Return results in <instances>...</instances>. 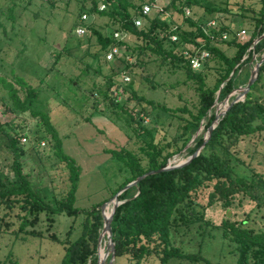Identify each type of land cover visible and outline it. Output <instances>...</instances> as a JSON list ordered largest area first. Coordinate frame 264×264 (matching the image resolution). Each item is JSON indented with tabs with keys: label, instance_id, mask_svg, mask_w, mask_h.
<instances>
[{
	"label": "trees",
	"instance_id": "obj_1",
	"mask_svg": "<svg viewBox=\"0 0 264 264\" xmlns=\"http://www.w3.org/2000/svg\"><path fill=\"white\" fill-rule=\"evenodd\" d=\"M146 1L148 0H77L76 4V17L79 18V23L86 27V37L92 36L98 45L93 56L101 55V63L111 59L106 58L105 53L114 45L124 47L123 55L118 58L124 62L123 67L126 69L136 64L144 70V62L149 59L148 53L154 54L163 62L167 61L182 69L185 80L193 82L197 96L193 109L185 105L168 107L137 94L131 81H121L119 86L126 92L125 99L133 100L132 107L127 108L124 102L120 103L108 94L109 88L113 89L118 85L111 79L112 70L105 76L107 86L104 90L97 89V92L107 98L116 109L127 114L134 124L131 126V134L136 143L133 149H105L122 162L123 169L127 172L112 190V194L136 175L163 166L173 154L183 153L185 157L192 153L201 143L202 133L213 118L212 105L215 95L217 100H221L232 88L244 84L249 74L248 62L252 55L264 52V35L252 43L264 30V0H253L252 5L236 3V0H232L233 4H230V0H224L223 5L201 0H167L163 10L169 15L168 21L160 18L157 12H149L144 15V21L136 25L134 18L142 15L141 4ZM2 2L3 0H0V4ZM11 2L15 3L14 0ZM100 3L104 4L103 8L98 7ZM12 4L7 5L5 10V18L10 21L11 27L14 20ZM193 5H201L208 16L214 11L241 16L248 14L251 24L248 37L239 41L227 25L215 21L209 29L215 37L210 38L211 34L209 36L201 29V24L209 18H199L204 21L201 22L197 17L184 14L183 7L190 9ZM0 13L2 14L1 7ZM81 13L91 16L88 23L80 20ZM96 16L103 17L104 21L96 23ZM105 27H110L108 33L104 31ZM0 29L7 40H12L13 36L5 32L1 22ZM113 31L122 33V36L131 34L137 42L129 46L125 39L114 37ZM221 32H229V38H222L219 42L232 47L230 54H227L218 42H212ZM171 33L176 34V40L169 38ZM7 40H1L0 52H6L10 43ZM191 45L205 47L209 51L202 68H191L188 55L182 53V48L191 53ZM18 51L22 52L23 48ZM58 54L59 51L55 53L46 72L53 69ZM124 54H131L136 58L129 62ZM146 54L147 60L138 58L139 55ZM108 67L110 69V66ZM98 68L100 69V66ZM261 71H264V57L257 66L255 77L244 97L230 102L195 156L181 166L147 174L117 195L118 203L113 209L109 224L114 247L113 257L124 254L130 264H223L211 261L202 254L200 245L204 237L203 229L216 226L204 219L200 211L202 206L217 200L222 207H228L232 204L234 196L241 194L253 201L256 210L263 208L261 217L264 218V166L252 158L257 155L264 161V96L252 94V89L260 81ZM139 74L152 85L146 74ZM209 75L212 80L207 82ZM43 82L42 75L37 84L33 85L11 67L2 68L0 72L2 110L12 113L27 111L37 117L42 133L37 135L36 129L34 138L47 136L46 139L52 144L56 156L64 161L67 169L68 185L64 194L54 197L51 202L45 200L44 196L31 186L27 175L22 171L19 160L22 142L16 137L14 123L6 121L5 126L0 123L2 141L12 155L9 163L12 178H3L0 175V204L4 207L0 216V228L8 229L12 220L7 218H16L15 235L21 230L24 231L27 224L37 221L39 213L43 212L48 221L52 222L53 213L64 212L70 216L77 212V208L72 204L78 166L61 150V139L50 121L47 110L36 106L41 102L38 96ZM232 98L233 96H230L229 100ZM137 107L146 115H149V110L158 107L166 115L164 118L171 116L172 122L167 119L164 127L161 125L164 118L157 122L155 116L143 122ZM169 126L172 131L168 130ZM199 126H202V131L200 129L196 132ZM155 132L157 134H154ZM240 142L245 143L246 157L242 156ZM201 187L208 188L206 202L202 205L192 197V193ZM102 201L84 210L79 234L71 241L63 240L58 264H97V236L102 226L99 204ZM246 220V216L239 220L223 217L217 225L220 236L225 237L231 245L228 251L235 253L234 261L226 264H264V221L261 226L254 228L246 224ZM180 225L184 226L186 232H189L191 226L200 229V241L194 251L184 247L181 236L186 235L185 233H181L180 238L176 235V227ZM49 236L54 238L52 233Z\"/></svg>",
	"mask_w": 264,
	"mask_h": 264
},
{
	"label": "rangeland",
	"instance_id": "obj_2",
	"mask_svg": "<svg viewBox=\"0 0 264 264\" xmlns=\"http://www.w3.org/2000/svg\"><path fill=\"white\" fill-rule=\"evenodd\" d=\"M201 1L224 4V0ZM236 1V3L242 2L245 5H252L254 2L253 0ZM14 2L12 4L11 0H3L2 6L0 4L2 10L0 22L5 32L13 36L12 40H7L0 29V44L1 40L10 42L9 46H6V52H0V72L2 68L11 67L33 85L37 84L39 77L44 76L38 96L41 102L36 106L47 110L50 121L61 139V150L78 166V179L72 204L77 208V212L70 216L64 212L53 213L51 214L52 222L48 221L43 212L39 213L37 221L27 224L24 231L21 230L16 235L14 232L17 227L16 218H7L12 220V223L6 230L0 228V264H58L62 254V242L63 240L71 241L79 234L84 210L99 201L108 200L112 196V190L127 174L122 162L105 149L117 150L122 147L133 149L136 145L134 136L131 134L133 132L131 126L134 124L128 119L127 114L116 109L107 98L97 92V89L106 88L105 76L109 75L112 70L111 79L118 85L116 88H109L108 94L118 102H124L127 108L132 107L133 100L125 99L126 92L122 91L119 86L122 84L123 74L128 75L129 78L125 81L133 83L137 94L168 107L185 105L193 109L197 96L193 82L185 80L182 69L172 66L167 61L163 62L154 54L148 53V60L145 59L147 54L139 55V59L143 57L147 60L144 62V70L136 64H132L128 69L123 67L124 62L118 58L124 53L122 46L118 47V52L113 58L101 63L103 62L101 55L93 56L98 49L94 38L86 37L88 35L86 29L83 35H77L75 32L77 27H80L79 18L76 17L77 0H14ZM234 2L230 0V4ZM10 4H12L14 14L12 27L10 21L5 18L6 7ZM254 7L256 8L257 5ZM189 10L188 14L193 18L197 17L199 21L201 18H209L214 19L216 23L227 25L239 41L245 40L251 30L248 14L241 16L214 11L208 16L201 5H193ZM164 17L168 18L166 15ZM89 18H91L90 15L84 21L88 23ZM94 21L102 23L104 19L96 16ZM104 29L108 33L110 27ZM228 33L226 32V39L229 38ZM122 38L129 46L137 42L131 34H124ZM219 40L216 37L212 42H218L227 54L232 53V47L226 46ZM21 47L23 51L20 53L18 49ZM58 51V58L53 69L46 72V68ZM134 55L124 54L129 62L135 60ZM261 55H264V52L253 54L248 62L250 69ZM99 66L100 69H97ZM140 72L151 79L152 85L141 78ZM206 80L210 82L212 76L209 75ZM252 94L264 96V71H261L260 81L252 89ZM216 105H220L219 111L224 107V102L217 100L212 105L213 110ZM149 112V115H146L138 108V115L143 117V122L149 121L151 116H155L154 119L159 122L166 116L158 107ZM167 119L172 122L171 116L166 117L161 123L162 126L166 127ZM6 121L14 123L13 129L16 131V137L22 142V153L19 160L22 171L27 175L31 186L49 202L54 197L63 195L68 185L67 169L64 161L56 156L52 144L46 139L47 136L34 138L33 133L36 129H38L37 135L42 133L39 119L27 111L6 112L2 110L0 104V123L5 126ZM200 128L202 131V126ZM168 130L172 131L171 126ZM2 137L0 134V175L3 178H12L9 165L12 155L3 143ZM240 148L242 156L246 157L245 143L240 142ZM252 158L264 166L261 157L253 155ZM207 190V187L197 188L192 193V197L202 205L206 202ZM107 204L110 208L111 204L109 202ZM3 209L4 207L0 204V216ZM262 209L256 210L253 201L241 194L235 195L232 204L228 207H222L217 200L203 205L200 209L202 216L216 226H207V229H203L204 237L202 244L200 243L202 254L211 261H219L223 264L233 262L235 253L228 251L231 245L225 237L220 236V229L217 225L223 217L239 220L246 216V224L254 228L261 226L264 221L261 217ZM195 224L197 223H191V225ZM176 228V235H179V238L181 233L186 234L181 236L184 247L194 251L200 241V229L191 226L189 232H186L184 226L180 225ZM31 231L34 233H30ZM50 233L54 238L49 236ZM103 247L106 251L107 245L104 241ZM109 257L110 254L107 253L104 257V264L107 263ZM113 258L110 264H130V260L124 254Z\"/></svg>",
	"mask_w": 264,
	"mask_h": 264
},
{
	"label": "water",
	"instance_id": "obj_3",
	"mask_svg": "<svg viewBox=\"0 0 264 264\" xmlns=\"http://www.w3.org/2000/svg\"><path fill=\"white\" fill-rule=\"evenodd\" d=\"M264 35V30L252 40V43L256 42L260 37H262ZM253 57V55H252ZM264 57V55H261V57L258 59L257 62L254 63L253 67L249 70V74L248 77L245 81L244 84L242 85H238L235 88H232L220 101L224 102V107L219 110L214 112L213 114V118L211 120V122L208 124V126L206 127V129L204 130V135H203V139L201 141V143L198 145V147L190 154H187L185 157H183L182 159L176 161V162H170L169 160L166 161V163L163 166L157 167L155 169H148L138 175H136L134 178H132L131 180L127 181L126 183H124L121 187H119L113 194L112 196L106 200L103 201L102 203H100L99 205V209H100V213H101V218H102V226L101 229L98 233L97 236V248H96V252H97V264H104V257L107 253L110 254V257L107 261L106 264H110L111 260L113 259L114 256V247H113V241L111 239V231H110V220H111V216H112V212L113 209L115 207V205L118 203L117 200V195L126 187H128L129 185L135 184L140 178H142L143 176L153 173V172H158L161 170H165V169H170V168H174V167H178L181 166L183 164H185L186 162H188L193 156H195L198 151L200 150V148L202 147V145L204 144L205 140L207 139L210 130L212 129V127L216 124L218 118L224 113V111L227 109L228 105L230 104V102L237 100V99H242L249 87V85L251 84V82L253 81L254 77H255V73H256V68L257 66L260 64L262 58ZM218 91V90H216ZM233 96L232 99L229 100V97ZM217 95H215L213 102L215 103L217 101ZM200 129V126L197 128L196 132ZM195 132V133H196ZM194 133V134H195ZM174 155V154H173ZM110 203V210L108 212V214L104 213V207L107 203ZM105 235V237L107 238V250L104 252L103 255H100L99 253V243H100V239L102 237V235Z\"/></svg>",
	"mask_w": 264,
	"mask_h": 264
},
{
	"label": "built area",
	"instance_id": "obj_4",
	"mask_svg": "<svg viewBox=\"0 0 264 264\" xmlns=\"http://www.w3.org/2000/svg\"><path fill=\"white\" fill-rule=\"evenodd\" d=\"M167 2V0H148L146 2H143L141 4V16H138L136 18H134V23L136 25H138L139 23L143 22L144 20V15L146 13H148L151 9L153 10V12H157L159 13V17L162 19H165L168 21L169 15L166 11L163 10V6L165 5V3ZM99 8H103L104 4L100 3ZM184 10V14L187 15L189 13V9L187 7H183ZM164 15L168 16V18L164 17ZM88 14L87 13H81L80 15V20L84 21L87 18ZM215 23L214 19H208L206 20L203 24H201V29L203 30L204 33L208 34L210 36V27L213 26ZM80 27H77V31L76 34L77 35H82L85 32L86 27L80 23L79 24ZM114 37H119L122 38V33L118 32V31H113L112 32ZM215 36H210V38H213ZM219 39L225 38L226 37V33L225 32H221L219 34V36H216ZM169 38L171 40H176V34L175 33H171L169 34ZM192 48V52L190 53L189 50H187L186 48H182V53L188 55V61L190 64L191 68L194 69H199L202 66V62L203 60L208 56L209 51L205 48V47H200V46H195V45H191L190 46ZM118 52V47L117 46H111L105 53V57L106 58H112L114 57ZM201 65V66H200ZM129 77L127 74H123L122 75V82H126L125 80H127Z\"/></svg>",
	"mask_w": 264,
	"mask_h": 264
},
{
	"label": "bare ground",
	"instance_id": "obj_5",
	"mask_svg": "<svg viewBox=\"0 0 264 264\" xmlns=\"http://www.w3.org/2000/svg\"><path fill=\"white\" fill-rule=\"evenodd\" d=\"M214 104H215V103H214ZM214 104H213V105H214ZM214 108H215V107H214ZM219 108H220V105H218L217 108H216L215 110H213V111L216 112V111H218ZM205 123H206V122H205ZM200 129H201V128H200ZM200 129H199V130H200ZM199 130H198V131H199ZM198 131H197V132H198ZM183 155H184L183 153L176 154L175 156L173 155L174 157L170 158L169 161L172 162V163H173V162H176V161L182 159L180 156L183 157ZM105 207H106V208H105V212H104V213H105V214H108V212H109V210H110L109 205L106 204ZM105 238H106V237H105L104 235H102L101 240H100V243H99V253H100V255H103L104 252H105L104 247H103V241H104L105 243L107 242V238H106V239H105Z\"/></svg>",
	"mask_w": 264,
	"mask_h": 264
}]
</instances>
